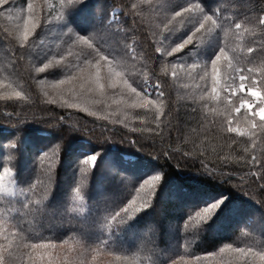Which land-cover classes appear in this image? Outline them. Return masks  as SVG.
Masks as SVG:
<instances>
[{
  "label": "trees",
  "instance_id": "obj_1",
  "mask_svg": "<svg viewBox=\"0 0 264 264\" xmlns=\"http://www.w3.org/2000/svg\"><path fill=\"white\" fill-rule=\"evenodd\" d=\"M190 3H201L208 15L232 17L242 27L225 25V34L207 22L214 33L204 43L169 57L167 51L190 28L186 19L182 24V18H177L174 31H179L169 34L164 24L172 11ZM113 9L118 11L110 17ZM195 16L202 19L199 9ZM261 17L264 0L0 3V174L12 169L14 175L3 182L16 192V196L0 198V220L8 230L5 235L18 228L23 232L24 239L16 240L19 249L13 246L14 264H29L28 253L36 264H41V255L42 264L49 259L53 264H172L173 260L177 264H251L250 256L245 259L225 246L264 250V131L257 128L252 135L247 111L235 112L242 100H251L246 92H239L238 77L230 89L234 95L220 92V100L211 98V60L223 44L234 50L230 57L241 58L242 66H264ZM26 22L31 32L21 47ZM69 27L83 36L97 29L113 37L103 45L106 49L118 47L116 40L133 48L137 68L147 65L146 75L132 69L125 79L141 95L126 87L111 88L106 79L108 65L103 62L99 82L104 90L92 84L93 90L87 91L84 77L95 78V60L89 57L92 64L83 63L89 51L86 45L77 42L69 47L71 41L65 36ZM157 47L163 51L157 53ZM250 47L255 49L251 54ZM193 63L197 64L194 69L189 67ZM217 66L219 91L225 80L232 84V69L225 61ZM70 75L74 79L69 80ZM144 80L151 89L145 86L142 91L134 83ZM255 80V85L245 81L246 87L255 86L264 93L260 77ZM157 82L165 92L163 103L154 88ZM146 100L152 103L145 104ZM229 120L231 127L248 134L228 132ZM97 153L95 165L84 163ZM157 174L160 181L140 189ZM225 176L228 181H223ZM37 179L43 183L29 192ZM22 193L42 200V211L24 210ZM133 197L137 207L145 199L151 206L109 228L107 219ZM221 199L219 209L200 229L195 219L188 221L190 215ZM9 240L0 238V243ZM32 243L56 247L37 251L23 247ZM97 246L102 250L93 251Z\"/></svg>",
  "mask_w": 264,
  "mask_h": 264
},
{
  "label": "snow or ice",
  "instance_id": "obj_2",
  "mask_svg": "<svg viewBox=\"0 0 264 264\" xmlns=\"http://www.w3.org/2000/svg\"><path fill=\"white\" fill-rule=\"evenodd\" d=\"M7 0H0V3H6ZM150 2V0H148ZM133 9L136 8V5L133 4L131 6ZM199 9V13L202 16V19L197 18L195 16V10ZM28 10H32L31 3L28 4ZM169 10V9H166ZM185 14H192L187 17H185ZM214 15L217 18H214ZM214 15H208L206 14L204 8L201 6V3H190L186 7H181L179 10L172 11L171 18L167 20V22L164 24V28L167 30L169 34L177 33L179 30L174 31V21L177 20V18H182L181 23H184V20H187L188 28H190V31L188 34L180 41L178 44H176L174 47H171L170 51H167V56L171 57L174 53H179L185 48L189 47L190 45H195L199 47L202 43H204L208 37L213 34V30L206 27L207 22H211V24L221 31H225V34H227V29H225V25H234V28L239 30L242 27V24L239 22H236L232 17H220L219 13H215ZM63 21L65 18H61ZM260 25H264V17H261L259 19ZM31 30L29 29L27 22L25 24V30L22 37V43L21 47L24 46V44L28 41L29 35ZM65 36L68 38L69 41H71V44L69 47L71 48L72 45L75 43H82L87 46L88 52L84 54L83 56V63L86 65H91L92 60L89 59V57H92L95 60V67L97 69L96 76L94 79H91L90 77H84V80L86 83H88V87L86 88L87 91H92V84H95L101 91L104 90L105 85L101 84L100 81V72L99 69L101 67V62L108 65V73L106 76V79L111 81V84L109 85L111 88L116 89L118 87H126L131 91V93L135 94L136 96H140L141 92L137 91V87H133V84L129 83L128 79H125V76H131L132 75V69H136V71L141 75H146V72L144 71L147 67L146 64H140V66L137 68V60H136V54L135 50L131 48L127 43L121 42L120 40H116L115 43L118 45L116 48L112 49H106L104 48V44L113 37L107 36L102 34L99 30H95L91 32V34H88L87 36L79 35L77 34L72 28H67V31L65 32ZM75 38V39H73ZM163 50L160 47L156 48L157 53H161ZM232 51L234 53V50L228 49L226 45L219 44L217 52L214 56V58L211 60V66H212V93L214 94L211 98L213 100H220V92H225L227 96H232L235 93L232 92L230 89L235 85L236 79L238 77L240 83L238 86L239 92H246L249 96L256 98L260 104H264V93L257 90L255 86L253 87H246L245 81L252 82L253 85L257 83L255 80V77L259 76L260 80L258 81L262 86H264V66H261L259 68H253V67H246L242 66L240 64V57L238 55L233 54L231 57L229 56V52ZM255 49L248 48V53H253ZM69 55L71 56L72 53L69 51ZM127 58V59H125ZM131 61V63H129ZM225 61L227 63V66L232 69V84H229L227 80L224 81L223 85L219 88L218 91V85H220V72L218 68V62ZM252 60H249L248 63H252ZM47 67V65H45ZM190 68H196L197 64L193 63L189 66ZM119 69V70H117ZM38 72H43V68H38ZM175 76V73H173ZM203 78V77H202ZM69 80L74 79L73 76L68 77ZM61 83H64V81H61ZM134 83H138L141 87V90L143 91L144 87L147 85L148 81L144 80L142 83L139 81H134ZM83 87V85H82ZM154 88L157 90V95L159 98H161V102L163 103V98L165 96V92L162 90V85L160 82H157L154 85ZM146 95V93H145ZM17 97L21 96L20 92L16 93ZM152 101H145V104H150ZM71 106V105H70ZM143 106V105H142ZM241 109H245L247 113L249 114L247 117V122L249 124L248 132H250L252 135H255V130L259 128L261 131H264V107H258L256 110H254L253 104L249 103L248 101H241L240 106L235 108L236 113H240ZM227 111V109H226ZM162 114V113H161ZM231 115V113H229ZM235 118V117H234ZM257 118L259 120V123L257 122ZM232 121L229 120L227 127L228 132H236L240 136H244L248 134L246 131H241L239 128H233L231 127ZM15 147V145H13ZM47 153H44V156H46ZM98 153L90 155L86 158L84 163L91 162L93 165H95ZM41 161L43 160V156L40 157ZM211 175H214V173H210ZM11 175H14L12 173V169L5 168L3 170V173L0 174V198L3 197H11L16 196V192L10 189L7 185L4 184L5 177H9ZM161 176L160 175H154L150 180H145L143 184L140 185V189H143L145 185L152 186L153 181H160ZM223 181H228L227 176L223 178ZM49 182L54 183L53 177L49 176ZM43 181L37 179L35 184H32L30 188L28 189L29 192H34L37 185L42 184ZM140 189H137V192L139 193ZM80 189H76V194L79 196ZM26 196L25 202L22 206L24 210H26L29 213L37 214L42 211L43 209V201L40 199H30L27 198V193H22ZM46 199V198H45ZM83 199V197H81ZM223 203V199L220 201H217L208 207L201 209L200 211H197L195 215H190L188 217V221H192L195 219L197 221V225L199 229L201 226L208 222L209 219L215 214V212L219 209L220 205ZM151 206V201L145 199L142 201L139 207L136 206V198L133 197L131 200H128V202L114 212L106 221V224L109 226V228L112 225H119L127 222L128 220L135 217L138 213L142 212L144 209H147ZM188 221L185 222V227L188 226ZM4 221L0 220V238H3L4 240H9V236H11L13 239L9 240L7 244L0 243V264H14L15 259H17L16 252L13 250V246L16 245V240H23V232L22 229H17L15 231L8 232V235H5V232L8 230L4 228ZM15 227V226H14ZM67 243V241H65ZM101 244L104 247H107V241H102ZM21 245H16L17 250L19 249ZM24 248H31L33 251H37L40 249H48V248H55L56 245L48 243H32L30 245H23ZM225 248L232 250L235 253L240 254L241 257H244L245 259L247 257H251V264H264V250L257 251L252 247L248 248H232L231 244H228L225 246ZM225 248H221L220 251L224 252ZM101 247L97 246L93 251H101ZM110 255H115V253H109ZM93 259H95V256H93ZM117 260H120V256H116ZM124 259H127V257H124ZM183 259V257H181ZM196 259H200L197 257ZM41 264L43 262V255L40 256ZM28 261L29 264H36V258L31 254L28 253ZM48 264H53V261L51 259L48 260ZM172 264H177L175 260H173Z\"/></svg>",
  "mask_w": 264,
  "mask_h": 264
},
{
  "label": "rangeland",
  "instance_id": "obj_3",
  "mask_svg": "<svg viewBox=\"0 0 264 264\" xmlns=\"http://www.w3.org/2000/svg\"><path fill=\"white\" fill-rule=\"evenodd\" d=\"M118 11V9H113L112 11H111V13H110V17H113V15L116 13ZM147 88L148 89H151L152 87L150 86V84L149 83H147ZM246 101H248L249 103H251V104H253V106H254V110H256L258 107H264V104H260L259 103V101L256 99V98H254V97H251V100H246ZM90 164L92 165V163L90 162Z\"/></svg>",
  "mask_w": 264,
  "mask_h": 264
}]
</instances>
